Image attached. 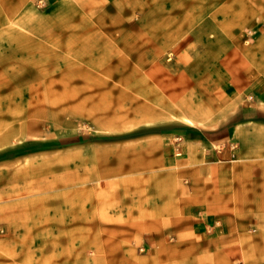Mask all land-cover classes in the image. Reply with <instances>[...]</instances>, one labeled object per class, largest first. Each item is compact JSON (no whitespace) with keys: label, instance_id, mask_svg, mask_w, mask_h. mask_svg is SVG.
Returning a JSON list of instances; mask_svg holds the SVG:
<instances>
[{"label":"rangeland","instance_id":"rangeland-1","mask_svg":"<svg viewBox=\"0 0 264 264\" xmlns=\"http://www.w3.org/2000/svg\"><path fill=\"white\" fill-rule=\"evenodd\" d=\"M154 230L264 264V0H0V264H137Z\"/></svg>","mask_w":264,"mask_h":264},{"label":"crops","instance_id":"crops-1","mask_svg":"<svg viewBox=\"0 0 264 264\" xmlns=\"http://www.w3.org/2000/svg\"><path fill=\"white\" fill-rule=\"evenodd\" d=\"M237 83V80L235 82L232 81V85H234V87L237 86ZM251 93L254 94L253 91H251ZM206 137L208 143L212 144L213 146L220 145L221 148H218L217 150H213L211 152L212 155L218 156V158L220 159V157L222 156H229L230 151H228V149L234 144V138L236 137V135L233 134V132L228 126L221 125L218 127L209 128L206 131ZM186 225H190L189 220H186ZM156 226H159V223H157ZM175 226L176 236H174V238L179 239L180 237L184 236L183 232L185 230H183V227L179 226V224ZM193 228L194 230L198 229L205 232V228L201 224L194 225ZM162 234L163 233L160 230L149 231L147 237L149 243L147 242V244H149L150 250H148L144 255H142L139 258V261L137 259V264H234V262L236 260H239L240 257L238 253V248L233 247L232 245L224 248L221 245L213 253H210L209 251L197 252V256H183L181 255V253H177L175 256H173V254H169V252H160V250L153 249L154 246L157 247L159 243H164V235ZM219 242L221 243V241ZM190 258H192V260L187 262ZM211 258H216L219 260H214L211 262L210 260H208Z\"/></svg>","mask_w":264,"mask_h":264}]
</instances>
